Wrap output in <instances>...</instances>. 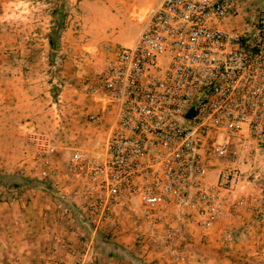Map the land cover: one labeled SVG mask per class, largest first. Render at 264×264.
I'll list each match as a JSON object with an SVG mask.
<instances>
[{"label":"built area","instance_id":"obj_1","mask_svg":"<svg viewBox=\"0 0 264 264\" xmlns=\"http://www.w3.org/2000/svg\"><path fill=\"white\" fill-rule=\"evenodd\" d=\"M85 92L112 118L101 158L80 149L70 158L65 196L90 235H129L179 258V236L160 227L208 231L245 211L264 231V0H156L137 38L94 66ZM35 142L43 160L56 153L48 136ZM55 240L65 259L51 264H86Z\"/></svg>","mask_w":264,"mask_h":264},{"label":"rangeland","instance_id":"obj_2","mask_svg":"<svg viewBox=\"0 0 264 264\" xmlns=\"http://www.w3.org/2000/svg\"><path fill=\"white\" fill-rule=\"evenodd\" d=\"M81 1L0 0L2 246L12 251L15 239L18 246H23L20 238L27 229V221H22L26 218L32 224L31 236L44 238L48 247L45 257L41 247L35 250L42 256L39 264L65 259V250L57 246L55 238L64 240L76 252L85 253L86 264H206L198 257L192 260L183 249L187 244L185 229L190 228L201 237L200 228L160 227V236L167 230L179 236V258H170L151 241L135 242L129 235L103 239L99 232L90 235L86 216L65 196L72 187L69 170L74 150L101 158L112 126V118L103 112V105L85 92L93 68L121 46L131 43H114L113 37L130 40L135 34L137 38L142 22L156 3V0H87V4L82 5ZM86 10L89 18L83 17ZM115 16L119 17L121 25L110 19ZM87 23L92 28L88 33L84 30ZM101 25L106 29H101ZM93 114L101 116L98 124L89 122L88 116ZM43 135L51 138L56 146V153L44 160L35 142ZM59 203L69 208L70 217L56 209ZM14 205H19L17 217L21 220L16 228L15 222H8L14 218L11 215ZM72 229L78 234H71ZM247 231L252 237L264 235V231H258L249 223ZM235 232L234 240H239ZM239 232L244 235V230ZM225 234L230 241L231 237ZM202 236L206 238L205 234ZM127 241L130 244L120 245ZM136 255L141 260L150 257L141 263ZM234 263L264 264V244L255 250L254 258L238 259Z\"/></svg>","mask_w":264,"mask_h":264},{"label":"crops","instance_id":"obj_3","mask_svg":"<svg viewBox=\"0 0 264 264\" xmlns=\"http://www.w3.org/2000/svg\"><path fill=\"white\" fill-rule=\"evenodd\" d=\"M82 5L87 4V0L81 1ZM84 18H89L90 13L86 10L83 12ZM110 19H113L116 24L121 22L118 20L119 17H110ZM115 24V25H116ZM114 25V24H113ZM106 26L101 25V29H106ZM92 29L91 26L89 27V24H85L84 30L86 33H88V30ZM136 37L134 34L133 37L130 40L125 39L122 37H113L114 43L118 44H124L127 42H132ZM94 48V47H93ZM96 48V47H95ZM19 205H14V208L12 209L11 215L14 217L12 220H8V222H15L14 226L19 227V223H21V220L17 216H19L18 207ZM243 221L240 220H232L229 223L224 224H217L213 230L208 232H203L202 235L205 234L206 238L203 239V236L199 237L198 233L193 232L190 228L185 229L184 237L185 242L187 243L184 246L185 254H189L192 260L203 259L206 264H239L234 263L238 259H244V258H254L255 250L259 247V245L263 246L264 244V235H254L255 237H252L253 234L248 232V223L250 222L251 216L250 214L246 213L245 211L242 212ZM18 218V219H17ZM22 221H27L25 223V230L23 231L24 236L20 239V244L23 242V246H18L17 243H15V240L12 243L11 248L12 251L8 248L2 246L3 241L0 240V264H39V259L41 260L42 256L40 252L35 253V250L37 249H43V257L46 249L48 248L45 245V240H43L36 236H31V221H28V219H23ZM6 222V221H2ZM29 226V227H28ZM227 228L228 230L237 231L238 235L240 236L239 240H231L229 241L226 238V234L224 229ZM240 230H244V235L239 234ZM200 232V231H197ZM38 238V239H35ZM24 239V241H23ZM202 240V241H201ZM22 241V242H21ZM43 243V245H41ZM121 244H130V241L124 243L120 242ZM7 245V244H6ZM150 257V255L146 256L145 258ZM135 258V257H134ZM138 258V255H136V259ZM145 258H138L137 260H140L139 262H143ZM15 260H18V262H15ZM35 260V262H33ZM150 260V259H148ZM141 262V263H142ZM146 262V261H145Z\"/></svg>","mask_w":264,"mask_h":264},{"label":"trees","instance_id":"obj_4","mask_svg":"<svg viewBox=\"0 0 264 264\" xmlns=\"http://www.w3.org/2000/svg\"><path fill=\"white\" fill-rule=\"evenodd\" d=\"M49 45H52V40H49Z\"/></svg>","mask_w":264,"mask_h":264}]
</instances>
